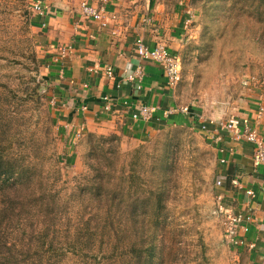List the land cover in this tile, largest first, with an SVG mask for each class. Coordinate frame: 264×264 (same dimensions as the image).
Returning a JSON list of instances; mask_svg holds the SVG:
<instances>
[{"label":"rangeland","instance_id":"rangeland-1","mask_svg":"<svg viewBox=\"0 0 264 264\" xmlns=\"http://www.w3.org/2000/svg\"><path fill=\"white\" fill-rule=\"evenodd\" d=\"M35 1L0 0V158L18 168L10 181L22 182L0 190V211L12 210L0 217V261L110 264L145 236L156 245L153 264H253L226 241L217 184L225 162L202 126L226 121L252 91L264 114V0H194L175 97L198 112L143 137L65 125Z\"/></svg>","mask_w":264,"mask_h":264},{"label":"crops","instance_id":"crops-1","mask_svg":"<svg viewBox=\"0 0 264 264\" xmlns=\"http://www.w3.org/2000/svg\"><path fill=\"white\" fill-rule=\"evenodd\" d=\"M43 1L45 10L44 15H39L42 25L39 28L42 46L46 49L43 56L46 76L54 87L53 107L66 126L78 133L86 128L95 129L97 125L120 126L127 134L143 137L168 122H189L191 113L175 111L169 117L164 116L165 109L186 105L178 103L175 87L169 84L162 66L140 60L134 45L135 40L142 37L150 47L163 44L179 56L186 44L185 20L193 13L194 0ZM83 1L104 5L109 26L102 27L84 16L80 10ZM113 28L116 34L112 33ZM64 48L68 49V54L62 57ZM138 63L142 64L145 77L142 90L136 92L125 76ZM108 66L115 71L111 79L105 74ZM248 94L251 96L248 103L242 109L236 106L228 119L237 123L249 119L252 125L258 123L257 128L264 134V114L255 105L259 93ZM106 95L113 103L111 111L104 108ZM125 100L135 106L148 104L157 110L150 120H135L131 117L134 108H125ZM188 106L193 114L198 112L199 105ZM213 141L221 150L222 159H226L223 174L218 179L223 181L219 187L225 200L224 209L233 210L244 218L250 217L242 222L239 230L246 244L238 246L249 253L253 264H264V165L254 164L251 142L235 141L226 130L221 131L219 140ZM235 178L240 186L233 184ZM226 241L231 244L227 238Z\"/></svg>","mask_w":264,"mask_h":264},{"label":"built area","instance_id":"built-area-1","mask_svg":"<svg viewBox=\"0 0 264 264\" xmlns=\"http://www.w3.org/2000/svg\"><path fill=\"white\" fill-rule=\"evenodd\" d=\"M34 10L39 15H44L45 4L43 0H36L34 3ZM81 13L89 18L94 19L102 27L109 26V18L105 10L104 5L95 6L90 4L87 1H83L80 5ZM113 34L117 33L116 28L112 30ZM135 51L137 57L140 60H150L160 64L164 70L165 76L167 77L169 84L172 87H176L182 80V64L181 59L178 55L173 54L170 50L163 44H157L153 47L147 45L142 37H138L135 40ZM68 49L62 50V57L66 56ZM106 77L111 79L115 76V71L112 66H108L105 71ZM145 77V71L141 63H138L134 70H129L125 79L127 82H130L133 86V89L136 92H139L143 88V81ZM120 86V83L117 87ZM105 100V110L111 111L113 108V103L110 101L108 95H106ZM124 106L127 109H132L131 117L135 120H150L153 118L154 113L157 110V107L148 105V104H139L132 105L128 100L123 101ZM175 111H180L184 114H189L190 108L188 105L173 107L165 109L164 116L169 117ZM211 124V123H210ZM214 125H203L202 129L205 134L211 139L219 140L221 137V131L226 130L229 132L231 138L235 141L247 140L253 144V161L255 165H264V134H262L259 129L253 126L249 119L244 118L241 123H237L231 119L222 121L219 123H213ZM223 162H226V159H222ZM232 182L236 186H240L238 179H232ZM222 179L217 181L218 185H222ZM251 195L252 191H248ZM254 195V194H253ZM226 238L231 244L234 245H245L246 240L240 237V227H242V222L244 220H250V217H242L239 213L234 212L233 210H226ZM242 229V228H241ZM248 230V227L244 228Z\"/></svg>","mask_w":264,"mask_h":264},{"label":"trees","instance_id":"trees-1","mask_svg":"<svg viewBox=\"0 0 264 264\" xmlns=\"http://www.w3.org/2000/svg\"><path fill=\"white\" fill-rule=\"evenodd\" d=\"M17 169L18 168H15L11 164H4L2 158H0V190L2 191L1 194L7 195L8 189L22 185L21 181H16L14 179H13L14 181H10L11 179H9V175L12 174ZM101 177L102 175L101 176L99 175L97 180H93L94 181L93 183L97 182ZM17 180H19V177H17ZM25 180H29L28 183L26 184L28 186L32 185L34 182L33 179H25ZM102 195H103L102 193L99 194L100 196L98 198L99 200ZM11 212L12 210L6 211L5 208L3 207L0 211V217L3 219L9 216ZM132 223L133 222H131L130 224ZM110 225L111 226L109 228V232H112V234H117L118 226L115 223H110ZM47 235L48 234L44 235V237H46ZM5 245L6 243H0V250L6 249L7 247ZM109 245L110 248L115 250L116 253L117 247L113 243H110ZM155 255H156V245L154 244V242L150 241L148 237L143 236L140 243H137L136 241L127 243L126 249L124 251V255L117 253L115 258L111 261L110 264H139L140 261L141 264H153ZM137 257L139 258L137 259ZM10 263L20 264L18 260L10 259L9 257L3 256L1 258L0 264H10Z\"/></svg>","mask_w":264,"mask_h":264}]
</instances>
